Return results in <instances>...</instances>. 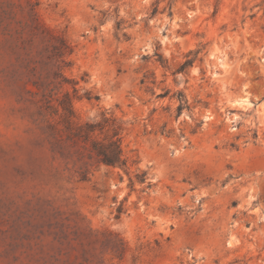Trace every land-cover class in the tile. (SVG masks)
Returning a JSON list of instances; mask_svg holds the SVG:
<instances>
[{"label": "rangeland", "instance_id": "1", "mask_svg": "<svg viewBox=\"0 0 264 264\" xmlns=\"http://www.w3.org/2000/svg\"><path fill=\"white\" fill-rule=\"evenodd\" d=\"M33 1L74 47L64 75L100 96L78 120L112 114L130 164L64 171L0 33V264H264V0Z\"/></svg>", "mask_w": 264, "mask_h": 264}, {"label": "trees", "instance_id": "2", "mask_svg": "<svg viewBox=\"0 0 264 264\" xmlns=\"http://www.w3.org/2000/svg\"><path fill=\"white\" fill-rule=\"evenodd\" d=\"M3 4L0 33L15 61L6 71L7 82L36 132L38 144L47 146L53 159L63 164L64 171H74L82 181L101 166L128 171L130 158L124 147L123 124L108 112H102L99 119L78 120L75 100L98 103L100 96L90 89L80 94L79 83L64 75V68L71 66L68 59L74 54V47L63 35L41 25L37 2L19 0L17 4L8 0ZM117 30H122V22L117 23ZM190 63L188 60L178 72ZM68 85L72 91L66 88ZM178 100L181 113L188 101L182 93ZM136 180L145 183L146 172L137 174ZM130 183L134 187L133 178ZM118 212L120 215L122 208ZM114 246V252H119L122 259L125 243L117 238Z\"/></svg>", "mask_w": 264, "mask_h": 264}]
</instances>
